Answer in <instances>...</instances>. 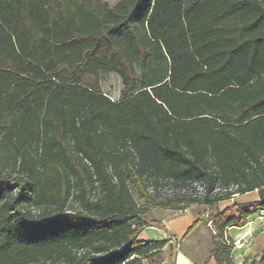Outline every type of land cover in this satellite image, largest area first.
<instances>
[{"label": "trees", "instance_id": "trees-1", "mask_svg": "<svg viewBox=\"0 0 264 264\" xmlns=\"http://www.w3.org/2000/svg\"><path fill=\"white\" fill-rule=\"evenodd\" d=\"M190 204L234 264L226 229L264 210V0H0V264H144L152 209Z\"/></svg>", "mask_w": 264, "mask_h": 264}, {"label": "crops", "instance_id": "crops-1", "mask_svg": "<svg viewBox=\"0 0 264 264\" xmlns=\"http://www.w3.org/2000/svg\"><path fill=\"white\" fill-rule=\"evenodd\" d=\"M121 88L122 84L119 83L117 90H110V94L117 97ZM250 196L252 198H248ZM257 200L256 190L235 194L230 199L220 201L218 210L222 211L233 203L245 205ZM202 207V205L190 204L180 212L161 207L152 210V218L157 224L145 226L137 239L140 241L165 240L166 243L160 249L159 258H145L144 264H217L211 254L216 231L212 224H208L209 215H205L209 214L208 208ZM250 221L251 218L248 222ZM248 222L246 225H253L250 227L229 226L225 231L226 237L233 244L234 264H243L245 259H258L264 249V218L250 224ZM241 235L243 238L240 237ZM236 241L237 244L241 242L242 247L237 246Z\"/></svg>", "mask_w": 264, "mask_h": 264}, {"label": "rangeland", "instance_id": "rangeland-1", "mask_svg": "<svg viewBox=\"0 0 264 264\" xmlns=\"http://www.w3.org/2000/svg\"><path fill=\"white\" fill-rule=\"evenodd\" d=\"M106 1H107L110 5H113V4H115L118 0H106ZM192 1H193V0H185V4H186V5H189ZM111 74H113V75L110 77V81H109L110 89H109V90L116 91L117 88L119 87V83L121 84V80H120V77H119L117 74H115V73H111ZM110 95H111V97H112L113 99H117V98H119V96H120V94H119V95L116 97V96H114L112 93H111ZM196 189H197V191H200V190H201V188H200L199 186H197ZM172 194H173V190H172L171 188H169V187H164V188H162V189L160 190V192H159V196H160V198L169 197V196H171ZM133 196H134L135 198H137V200H138L139 203H142V201L138 199L137 194H136L134 191H133ZM248 198H252V196H250V197H248ZM74 207H76V206L74 205ZM202 208H204V206H203ZM206 208H207V207H206ZM154 209H156V208H154ZM154 209H152V210H154ZM172 209H173V208H172ZM173 210H175V209H173ZM207 211L210 212L209 209H207ZM150 214H151V215H149V218H152V211H151ZM252 217H254V216H251V217H250V218H251L250 223H251V222H254L255 220H260V219L263 220L264 215H261V213L258 212V213L256 214L255 218H252ZM252 225H253V224H252ZM252 225H246V227H250V226H252ZM249 229H250V228H249ZM251 234H253V233L251 232ZM238 244H239L240 247H242V243H241V242H238Z\"/></svg>", "mask_w": 264, "mask_h": 264}, {"label": "built area", "instance_id": "built-area-1", "mask_svg": "<svg viewBox=\"0 0 264 264\" xmlns=\"http://www.w3.org/2000/svg\"><path fill=\"white\" fill-rule=\"evenodd\" d=\"M182 210H183V209H179L178 212H180V211H182ZM260 213H261V215H264V210H261ZM205 215L207 216L208 214H205ZM208 224H211V220H208ZM248 224H250V222H248ZM249 232H250V230H249ZM240 237L243 238L242 235H241ZM225 240H226V242H228V239H227V238H225ZM237 241H238V240H237ZM237 241L235 242V244H236L237 246H239V244H237Z\"/></svg>", "mask_w": 264, "mask_h": 264}]
</instances>
